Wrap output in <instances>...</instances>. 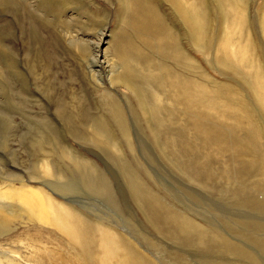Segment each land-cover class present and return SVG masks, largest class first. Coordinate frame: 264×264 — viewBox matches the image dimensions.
<instances>
[{
	"label": "rangeland",
	"instance_id": "1",
	"mask_svg": "<svg viewBox=\"0 0 264 264\" xmlns=\"http://www.w3.org/2000/svg\"><path fill=\"white\" fill-rule=\"evenodd\" d=\"M212 1H200L199 37L188 11L170 0H136L139 30L128 24L129 15L119 19L125 14L119 0H0V180L40 186L86 221L117 232L145 264H264V108L251 76L236 63L221 64L225 14ZM263 3H239L262 70ZM146 24L168 37L169 50L155 47L156 54L143 45ZM107 35L115 46L105 68L92 72L96 45ZM127 37L140 42L142 62L146 54L160 59L191 93L198 84L207 90L206 102L237 104L243 113L215 105V111L199 106L178 116L159 84L166 71L154 68V78L120 73L119 43ZM152 91L164 100L156 102ZM242 117V128L232 127ZM196 126L219 142L206 140ZM49 232L41 230L42 264L76 258L64 238Z\"/></svg>",
	"mask_w": 264,
	"mask_h": 264
},
{
	"label": "bare ground",
	"instance_id": "2",
	"mask_svg": "<svg viewBox=\"0 0 264 264\" xmlns=\"http://www.w3.org/2000/svg\"><path fill=\"white\" fill-rule=\"evenodd\" d=\"M119 1L122 2V6L124 9L123 12L125 11V14L123 13L121 15V18H119V19L123 20V18L126 15H129V18L126 21L128 22V24L130 26H132V28H134V30H136V29L139 30L138 29L140 26V22H139L140 20H138L139 18H137L136 16L132 17V15L133 14L136 15L135 12H137L136 0H119ZM170 1L173 4L177 5L178 7H180L183 11H185V12L188 11L189 15H187L188 17H186V18H187L188 23H191L189 26L192 25L197 32L196 36L200 37L203 33V28H202L203 17L201 16L202 7L200 6L201 0H170ZM213 1H217V0H213ZM218 1L220 4V7L224 8L223 9L224 10L223 12L225 14L224 22L226 24V27L224 26V33H223L224 36H223L222 40L220 39L221 43L219 44V49H218V51H220V54H221V59H220L221 64L224 65V63L226 64V62H227L231 66L232 65L231 63H233V64L236 63V65H239L240 67H242V70L244 72H246L249 76H251V79H252V81L250 80L251 84H252L251 87L255 88V89L254 88H252V89L256 90V93H257L256 96L258 97L256 99V101L258 100L260 105H262L264 108V73L262 72V71H264V69L262 70V68H260L261 65L255 63V60H257V59H255V51H254L255 49H253L248 36L244 34L243 26H244L245 15L243 12L244 9H242V7L239 5L241 0H218ZM168 2H169V0H168ZM208 3H210V2H208ZM213 3H215V2H213ZM146 7L147 6H145V9L144 8L143 9L146 10ZM173 8L174 7L172 6V9ZM152 10H151V13L155 12L154 7ZM177 10L178 9L175 8V11L179 12ZM182 10H181V12L183 13ZM154 14H156V13H154ZM260 14H261L260 15L261 20L264 22V6L262 7V11ZM149 15L152 17V15L150 13H149ZM178 15L182 19L181 16H183V15H181V14H178ZM185 15H186V13H185ZM189 16H190V18H189ZM153 18H154V15H153ZM142 21H144V19H142ZM150 21H152V20L150 19ZM183 22L184 21H182V23ZM147 23H150V22H147ZM156 23H158V22H156ZM142 24H143V22H142ZM122 25H123V23H122ZM261 25H263V24H261ZM146 26L145 27L148 28L146 31V34H144V36H142V37H145V41H143V38L140 37V33L137 37L141 38V40L139 39L141 42L147 43V45L149 46L148 50L151 51L152 53L154 52L155 47L161 48V51L169 50L170 46L168 47V45L165 43V41L168 39V37H167V39H165L164 38L165 35H164V33L162 34V31L157 32L159 30H157V31L152 30L150 24H146ZM186 26H188V25H186ZM132 28H130V29H132ZM162 28H163V26H162ZM263 29H264V27H263ZM134 30H132V31H134ZM134 33H137V31L136 32L134 31ZM167 33H168V31H167ZM169 35L170 34H168V36ZM107 36H109V35H107ZM199 37L198 38L196 37L198 41L201 40ZM127 38H129V37H127ZM131 38H133V36ZM107 39L108 40H106V41H103L101 39L96 45V52H95L96 60L94 59L95 62L93 64V71L92 72H94V71L98 72V69L101 70L100 68L101 67L103 68L104 65L108 63V60H107L108 50L110 48H113L115 45H114L111 37L107 38ZM129 39L120 40V42L121 41H123V42H121L122 44L119 43V45H121V47H120V52H119V61L118 60L117 61L121 63L120 66H121L122 70H120V73H121V71H122V73H127V74H131L134 72H136V73L139 72L141 74L144 72V73L150 75L152 73V75H153L152 77L154 78L155 77L153 74V71H155L154 68L158 67L157 69H159V70L161 69V71L164 70L163 74L166 71L165 75L164 76L162 75L163 76L162 80L159 79V84L167 92L166 93L164 91L165 94H163L164 96L166 94L168 95L167 99L165 98V100L167 101L166 103L171 104L173 102L174 106H175V104L177 105L176 110H179L178 116L181 115V116L185 117V115L187 116V113L190 111V109H195L199 106H200V109L202 106L204 109L205 108L208 109L207 111H215L216 110L215 105L216 106L218 105L221 108L223 107L222 109L227 108L229 111H231V113H235V112H240V113L242 112L243 113L244 110L242 109V107H240L237 104H229L227 102L219 103L218 101H215L214 104H212L211 102L213 100L209 102L208 99H207L208 101L206 102L204 100V98H205V95L207 93L206 92L207 90H206V88L204 89L202 86H200L198 84H195V83L193 84V87H196V88H194L195 91L191 93L189 91L187 82H185V79L178 80L177 74L175 75V74L171 73L169 71V69H167L166 65H164L162 63L158 65L157 62L160 59L154 60L153 58L147 56V54H146L145 55L146 59L142 62V59H140L141 56L138 53V51L140 52L142 50V49L140 50V48H138V46H140V44H139L140 42L138 43L139 45L137 44V46H136V43L138 41L136 42L133 39H132L133 41H131V39L130 40ZM145 43L143 45H145ZM167 43L169 44L172 42H167ZM157 51H160V50H156L154 53H156ZM164 51H163V53H164ZM168 52L169 51H167V53ZM177 52L175 51V53H172L176 57L175 58L176 60L179 59L177 57H180V51H179V54ZM159 53H156V54H159ZM163 53H161V54H163ZM168 55H169V53H168ZM170 55H171V53H170ZM181 56H182V54H181ZM116 58H118V57L116 56ZM101 60H102V62H101ZM220 61L218 62V64H220ZM257 61H258V63H261L259 59ZM159 62H161V61H159ZM234 67H235V65H234ZM94 68L96 70H94ZM157 71H156V73H157ZM161 71H158V72L161 73ZM118 74H119V72H118ZM157 74L159 75V73H157ZM135 75L136 74H134V77L137 76V75L136 76ZM158 75H157V77H158ZM160 75L158 78H161ZM125 78H127V77H125ZM140 78L143 79L142 77H140ZM145 79H147V78H145ZM149 79H150V77H148V80ZM144 80H143V82H144ZM117 81L119 82V80H117ZM124 81H123V84L125 83V85L128 82H131V81H128L126 83L127 80H124ZM153 82H155V80ZM141 83H142V81H141ZM130 84H132V83H130ZM157 87H159V86H157ZM153 92L154 91H152V93ZM253 93H255V92H253ZM152 95L153 96L155 95L154 100H156V102L164 100L161 98L160 95H158L157 92L155 94H152ZM257 104H258V102H257ZM171 106H172V104H171ZM169 108L167 107L166 109L168 110ZM180 108H182V109H180ZM169 110H171V109H169ZM170 112H168V113H170ZM246 114H248V113H246ZM170 115L172 116L171 113H170ZM217 115H219V117H223L224 113L223 112L222 113L217 112L216 116ZM243 116H244V114H243ZM195 117L197 118V116H195ZM244 119H246V118L244 117ZM244 119L242 117L238 121H235L232 124V127L240 126L242 128L243 124H242L241 120H244ZM243 122L246 123L245 121H243ZM246 125L249 126L248 124H246ZM251 126H249V127H251ZM196 130H198L206 140L212 141L215 144H216V142H219V140H217V137L213 136L214 134H212L211 130L209 131L205 128H202V127L199 128L197 126H196ZM40 167H41V165H40ZM42 167L44 169L43 170L44 173H47V174H48V172L50 173L51 168L49 169V167L46 164ZM47 174H46V176H47ZM1 180H0V264H42L43 263L42 255H44L45 252H47V249H43L44 245L41 246V230H43V229H48L51 231L48 233L47 237H49L50 233H53L54 236H57L56 234H59L61 236L59 238H64V241L69 245L68 249H70L76 253V254L74 253V256L76 258L67 257L66 258L67 261L62 260V263L64 261V264L65 263L71 264V262H70L71 260H72V263L76 262V264H143L144 263V262L142 263L140 259H136L137 255H134L136 252L133 254L131 252V251H133V249L130 248V250H129L128 248L130 246L126 247L125 244L127 242L124 244L122 241L123 238L121 239L120 235H118L117 232L113 231L111 228L104 226L102 224H99V223L95 224L94 222L92 224V223H90V221H86V219L83 218L79 213H77V211L73 207H71L69 204H66L64 202H61V201L54 199L51 195H49L47 192H45L40 186H31L27 182L22 181V180H16V181H10V182H3ZM6 180L9 181L8 179H6ZM37 184H39V183H37ZM30 227L33 228V232H31V233L29 231ZM18 228H22L23 231L18 233L14 237H11V238L7 237L10 233L17 230ZM127 245H128V243H127ZM37 248H41V250H36ZM46 255L49 256L48 257L49 259L51 258V261L53 260L54 257L50 253H47ZM139 256L140 255L138 254V257Z\"/></svg>",
	"mask_w": 264,
	"mask_h": 264
}]
</instances>
